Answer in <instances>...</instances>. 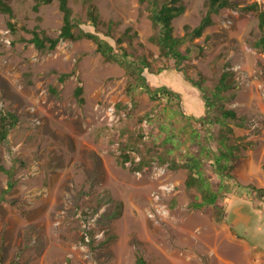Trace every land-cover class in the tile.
<instances>
[{
    "label": "rangeland",
    "instance_id": "374dc122",
    "mask_svg": "<svg viewBox=\"0 0 264 264\" xmlns=\"http://www.w3.org/2000/svg\"><path fill=\"white\" fill-rule=\"evenodd\" d=\"M204 1L184 0V11L172 20L175 34L184 33V24L199 23ZM231 1L236 7L214 14L213 23L193 39L196 44L185 41L186 63L190 75L201 72L208 88L222 71L231 70L227 93L233 96L224 106L244 116L241 124L230 120L233 135L247 129L259 133L264 125V52L254 45L260 35L257 10L243 7L256 2L264 9V0ZM68 3L80 27L109 40L131 26L134 53L150 63L143 71L148 82L155 86L169 80L181 87L182 72L148 40L153 25L146 2ZM34 4L11 0L12 20L56 35L62 23L57 1L37 9ZM92 4L100 18L96 27L87 18ZM8 18L0 12V113L10 110L17 121L0 140V163L15 167V184L8 188L7 175L0 171V264H136L138 255L144 264H242V254L233 252L237 237L226 212L216 220L212 206L190 205L199 193L186 188L187 170L177 164L188 161L187 153L198 144L188 143V134L179 129L186 119L173 115L178 103L163 105L138 88L127 92L125 70L104 60L93 40H60L53 49L40 51L20 39L30 32L9 30ZM77 85L83 86V102L74 95ZM191 104L180 103V108L188 110ZM191 123L205 133L198 121ZM171 131L180 141L168 140V148L175 150L162 152L164 136ZM208 143L216 145L212 139ZM122 148L135 162L142 161L139 170L131 161L119 163ZM203 166L216 184L213 166L207 159ZM208 232L210 237L204 235Z\"/></svg>",
    "mask_w": 264,
    "mask_h": 264
},
{
    "label": "trees",
    "instance_id": "16d2710c",
    "mask_svg": "<svg viewBox=\"0 0 264 264\" xmlns=\"http://www.w3.org/2000/svg\"><path fill=\"white\" fill-rule=\"evenodd\" d=\"M52 0H35L34 8L37 9L38 5L42 3H49ZM58 8L61 11L62 23L59 27V32L56 35L46 33L39 25L32 28L27 27L25 24L18 25L13 21L14 17L11 0H0V12L9 16L7 20V27L13 33L19 30L28 31L31 33L29 38L20 36V39H27L40 51L53 49L60 40H77L80 38H89L96 44V50L102 55L106 61L116 62L121 66L128 77L127 92L132 94L136 88L142 92H146L150 99L158 100L163 105L176 104L172 110L173 115L182 114L180 108L181 96L180 94L168 87L165 84L152 86L146 76L144 69L150 67V63L143 55H136L134 53L133 35L135 31H131L132 27L127 26L118 36L111 40L100 36L98 33L84 30L80 27L79 22L75 19L73 10L68 3V0H56ZM146 2L150 10V18L152 20L153 32L148 37V40L158 45L159 53L161 56L167 58L173 69L181 71L184 78L193 86L200 90L202 97L206 104V112L203 117L196 118L205 134H208L210 139L216 142L215 150L208 143L209 137L204 143L199 142V135L196 132H201V129L196 125H192L190 139L198 144V148L189 150L187 153L188 161L177 164L186 168L185 186L187 189H196L199 193L192 196L190 205L194 208H203L205 206H212L213 213L216 220L223 219V204L227 192H229L236 184L229 182L231 176L230 170L233 167L234 160L239 155L240 142L233 137V127L230 125V120L236 121V124H241L244 116L238 115L232 108L224 106L225 102L231 99L233 93H227L232 88V74L231 70H224L221 72L217 82L212 88H208L203 84V75L199 70H196V76L190 75L187 64L189 58V51L184 47L185 41L191 44H196L193 39L200 36L203 30L213 23V15L218 13L223 7H236V4L231 0H205L206 6L205 13L202 15L199 23L193 27L189 24H184V33L175 34L172 20L181 14L185 9L184 0H140ZM246 10H257L258 27L260 29L259 37L254 41L255 47L261 52H264V9L258 8L256 2L247 4L243 7ZM87 18L93 26L99 24V13L95 5H90L87 10ZM108 27H111L109 22ZM109 34V32H108ZM106 34V36L108 35ZM113 41V42H112ZM201 49V46L197 44ZM262 72H264V64H262ZM65 76V74H63ZM53 91V87H51ZM74 95L78 101L83 102V86L77 85L74 88ZM148 117V115H146ZM17 115L7 110L0 113V140L7 137L9 129L16 123ZM215 125L217 127H215ZM164 128V127H163ZM168 130V129H166ZM216 130V131H215ZM175 132L171 131L166 139L163 140L164 149L162 152H169L175 150L168 148V140L175 139ZM125 133H122L124 136ZM126 138V137H125ZM196 138V139H195ZM233 138V139H231ZM175 141H179L175 139ZM180 142L175 146L179 148ZM160 151V152H161ZM157 153L159 151H156ZM159 152V153H160ZM161 152V153H162ZM191 159V160H190ZM208 160L213 166V172L216 175L217 183L212 182L210 177L205 174L204 161ZM118 161L121 165H125L127 161H131L134 168L139 170L142 166V161L135 162L131 157L127 148H122L118 156ZM173 163H178L175 159ZM203 162V163H202ZM0 171L6 173L8 182L7 187L12 188L15 184L13 178L15 167H5L0 163ZM229 178V179H228ZM264 191V188H259ZM192 194V193H191ZM220 198L219 201L216 198ZM1 261V255H0ZM136 264H144V259L141 255L136 257ZM15 264V263H11Z\"/></svg>",
    "mask_w": 264,
    "mask_h": 264
},
{
    "label": "crops",
    "instance_id": "0c3cea01",
    "mask_svg": "<svg viewBox=\"0 0 264 264\" xmlns=\"http://www.w3.org/2000/svg\"><path fill=\"white\" fill-rule=\"evenodd\" d=\"M179 77L182 79L180 88L173 86L169 80L166 82L163 80L162 84L180 94L181 104H189L192 101L188 110L182 106L183 115L180 114L184 116L186 123L182 124L183 126L179 129L183 131V134L184 132L188 134L189 143L193 125L191 122L205 115L206 104L200 90L188 82L182 73L179 74ZM158 85L161 84H155V86ZM163 127L169 129V124H164ZM247 131H240L241 136H239L240 134L233 135L240 142V148L239 155L234 160L230 170L231 176L229 178L231 180H229L236 184V187L227 192V200L225 199L226 202H224L226 210L223 214L226 212L227 224L236 234L237 246L233 252L236 253V256L239 253L242 254V264H250L249 260L252 261L251 264H264V191L259 190V188H264V125L260 124L259 133ZM196 133L199 135L197 138H199L200 143H204L205 138L209 137L208 134L202 132ZM168 135L169 133L165 134L164 139ZM177 135L176 133L175 139L180 141V138H176ZM213 149L215 150V147ZM257 252L259 255H256ZM256 256H259L260 262L254 261Z\"/></svg>",
    "mask_w": 264,
    "mask_h": 264
},
{
    "label": "bare ground",
    "instance_id": "6f19581e",
    "mask_svg": "<svg viewBox=\"0 0 264 264\" xmlns=\"http://www.w3.org/2000/svg\"><path fill=\"white\" fill-rule=\"evenodd\" d=\"M158 208H159V211L160 212H162L163 214H164V216H166L167 214H168V211L166 210V208H164V207H160V206H158ZM190 220V219H189ZM191 220H193L192 222H194L195 223V221L196 220H194V219H191ZM189 222V221H188ZM156 225H158V223L156 224ZM207 226L208 225H206V228H205V230H207ZM157 230V229H156ZM194 235V234H193ZM204 235L205 236H207V237H210L212 234H210L209 232L208 233H204ZM193 237V236H192ZM214 240V239H213ZM208 241V240H207ZM211 243V242H210ZM214 249V248H213ZM215 250V249H214ZM217 254V253H216Z\"/></svg>",
    "mask_w": 264,
    "mask_h": 264
},
{
    "label": "built area",
    "instance_id": "2783aa9c",
    "mask_svg": "<svg viewBox=\"0 0 264 264\" xmlns=\"http://www.w3.org/2000/svg\"><path fill=\"white\" fill-rule=\"evenodd\" d=\"M256 262H260L259 256L256 257Z\"/></svg>",
    "mask_w": 264,
    "mask_h": 264
}]
</instances>
